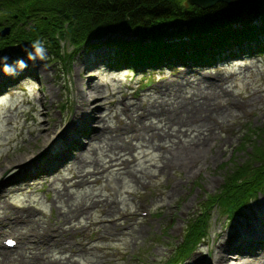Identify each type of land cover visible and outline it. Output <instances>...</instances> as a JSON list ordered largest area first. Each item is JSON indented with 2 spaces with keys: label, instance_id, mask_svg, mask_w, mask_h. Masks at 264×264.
<instances>
[{
  "label": "rangeland",
  "instance_id": "374dc122",
  "mask_svg": "<svg viewBox=\"0 0 264 264\" xmlns=\"http://www.w3.org/2000/svg\"><path fill=\"white\" fill-rule=\"evenodd\" d=\"M57 39L58 41L44 44L46 56L43 61L35 60L37 63L35 69L25 71L22 75H19L18 71L14 76L7 75V79L0 78V171H3L0 177V190L4 188L7 190V194L0 197L2 231L0 240L3 239L2 235L21 236L25 232L42 228L57 232L58 236L49 244L25 245L26 249L14 250L11 252L12 260H5L0 264H26L29 258L23 261L13 258L19 257L22 250L28 255L30 251H44L49 246L52 255L48 260H42L47 264H52L56 260H70L72 264H162L173 255L176 245L185 241L183 231L185 232L184 229L188 227V222L201 211L208 196L220 189L224 178L228 177L229 170L233 171V168L247 158L250 160L248 156L254 149V144L261 143L258 133L264 131V54L239 53L234 58L227 56L226 59L219 61L216 60L218 55L213 57L210 55L211 57H206L212 59L206 65L208 68L201 66L200 63L194 67L182 63L179 65L178 62L173 64L172 59H166L168 66H172L168 68L169 71H164L165 69L156 73L140 71L136 75L134 71L122 70L113 72L112 76L109 72L112 66L104 64L106 59L103 58L113 52V47L109 43L98 39L97 45H91L93 42L76 51L67 34ZM23 47L9 49L0 55L7 54L8 60L12 63L18 57L24 59L25 63L30 62ZM58 48L60 55H52L53 49ZM69 54L71 59L67 62ZM82 63L90 64L87 72H83V66L78 71ZM183 71L204 80L226 78L225 81H221L224 87L237 95L239 100L249 99L245 107L231 104L232 100L228 96L221 99L222 105L230 108L226 120H223L225 121L223 126L216 130L221 137L218 138V143L210 141L216 145L202 154L192 168L183 166L169 169L165 166L162 169L164 159L161 158V149L143 147L144 141L138 139L131 141L134 149H131L130 145V149L121 152L123 154L117 161L108 162L115 156L112 153L105 156L106 143L110 142L112 136L107 133L100 139L91 141L82 151V157L90 160L96 150L95 155L100 162L108 166L103 176L97 174L100 176L97 182L93 181L96 176L91 173L94 167L90 164L83 168V173L90 172L86 178L90 182L75 184L76 178L66 183L61 181L78 174V165L75 163L46 178L16 180L15 174L19 171H23L24 175L28 174L25 169L33 160L31 156L37 152L41 154L46 152L54 143L49 141L55 134L58 136L66 130L68 134H73L78 142L86 143L90 127L98 125H108L113 129L123 127L127 130L126 140H130L136 134L131 130L132 123L140 126V122L133 117L140 115L141 109L138 107L152 102L158 95L155 91L163 83L172 86V80L178 78ZM206 84L207 82L201 83L202 86ZM92 85L101 90L88 100L94 110L83 120L77 121L76 114L79 110L77 108L83 100L81 94H77V89L86 93ZM51 87L56 92H51ZM254 92L257 97L250 100ZM131 103H136L137 112L127 111L125 104ZM27 113H30L31 117L26 116ZM94 115H101L103 120L91 122ZM160 118L164 117L153 115L143 121L146 125L154 124L161 127L160 131L167 130L166 124L170 123L165 124L164 120L160 122ZM74 122L78 124L76 129L71 128ZM171 126L173 130L178 127L176 124ZM182 129L187 130L189 135L184 136L180 133V137L185 140L197 133L192 127L184 126ZM204 132L208 134L207 130ZM226 135L228 138L224 139ZM248 138L250 140L247 143ZM64 139L61 138L57 144H63L66 141ZM169 141L166 140L163 144L167 146ZM70 143L64 144L69 147V152H76L79 145ZM125 158L133 161L125 164L122 162ZM57 163L59 161L52 158L46 159L47 165L55 167ZM97 167H99L97 170L100 169L99 165ZM136 169L147 171L148 176L145 178L147 185L139 184L133 178L132 172L136 173ZM120 174L122 179L117 181L115 177ZM174 184L176 187L173 189ZM65 186H68L67 191L73 195V199L66 201L65 196L63 201H55L56 192L59 190L65 192L63 190ZM116 197L120 201L118 212L104 213L107 210L104 200ZM93 198L102 201L97 202L93 208L90 206L87 213L78 215L76 212L70 222L63 220L67 216H61L60 211L69 210L67 203L89 205ZM213 208L212 216H209L211 232L204 239V243L197 245V249L185 260L181 262L177 260V264H217L218 245L224 241V238L218 237V232L231 230L237 219H243V215H251L254 212L264 221V194L260 193L246 209L232 218L224 214L223 208L220 209L218 206ZM24 209L33 212L34 222H26L16 228L6 225L5 215L13 216L17 211L21 213ZM143 211H147L148 214H143ZM59 221H63L65 227L70 225L79 227L89 223L90 227L61 234L56 225ZM108 232L113 234L109 235ZM74 241L80 245H74ZM78 248L84 251L77 250ZM30 261L31 264H36L34 260Z\"/></svg>",
  "mask_w": 264,
  "mask_h": 264
},
{
  "label": "trees",
  "instance_id": "16d2710c",
  "mask_svg": "<svg viewBox=\"0 0 264 264\" xmlns=\"http://www.w3.org/2000/svg\"><path fill=\"white\" fill-rule=\"evenodd\" d=\"M4 26L10 32L0 36V52L67 34L76 51L97 45L98 39L109 43L113 52L107 54V63L115 67L134 60L156 63L174 54L198 61L243 50L249 39L262 43L264 1L243 9L223 2L202 9L188 0H0V29ZM258 134L261 143L254 144L250 160L233 168L210 205L227 204L232 213L264 191V131ZM206 227V217L192 220L187 243L195 246ZM191 247L180 246L176 254Z\"/></svg>",
  "mask_w": 264,
  "mask_h": 264
},
{
  "label": "bare ground",
  "instance_id": "6f19581e",
  "mask_svg": "<svg viewBox=\"0 0 264 264\" xmlns=\"http://www.w3.org/2000/svg\"><path fill=\"white\" fill-rule=\"evenodd\" d=\"M247 42L249 43L248 40ZM7 63L11 64L12 61L8 60ZM89 65L90 64L82 63L78 67V71H80L81 66H83V72H87V70H89ZM36 67L37 63L33 60H30V62H26V67L21 70L20 73L23 74V72L33 70ZM6 76L7 75L4 74L2 70H0V78L2 79L5 77V79H7ZM23 78H25V76ZM225 80L226 78H218L215 81L204 80L202 79V77L192 75L188 71H183L180 73L178 78L172 80V86H170L171 84L169 85L167 83H163L160 88L155 91V93L158 95L152 102H150L146 106L140 105L138 107L139 109H141V113L140 115H134L133 117H136L138 122H140V126L132 123L131 130L135 131L136 134L134 135V137H131L130 140H126L127 130L123 127L114 129L108 125H98V127H90V135L87 134L88 141H86V143L78 142L75 136H73V134H68L66 130L58 136L57 134H55V136L52 138V140L55 141L51 145V147L46 150V152L42 154L37 152L38 154L35 153L31 156L33 160H31V162L27 165V169H25L28 174L24 175L23 171H19L15 174V178L18 181L28 178L31 180H33L34 178H46V176L49 177L55 174L62 168L69 166L71 163H75L76 165H78V174L68 179H60L61 181L66 183V181H70L76 178L77 180L75 184L90 182V180L86 179L88 173L90 172L83 173L84 166L90 164L94 167V171H92L91 173L96 176V179L93 181L97 182L100 177L97 176V174L103 176V173L108 169V166H105L100 162V159L97 157V155H95V153H97L96 150H94V156H92L90 160H86L82 157V151L86 149L91 141H93L94 139H100L101 136L107 133H110L109 135L112 136L110 142L106 143L107 146L105 147V156L110 155V153L115 156L108 162L113 163V161H117L123 154H121V152L130 149V145L131 149H134L135 146H133V143L131 141L132 139H138L144 141V143L142 144L143 147L151 146L156 149H161V158L164 159L162 169H164L165 166H167V168L169 169L183 166L192 168L193 164L202 154H205L210 150V148L216 145L211 144L210 141L218 143V138L221 137L220 133H218L219 135L216 133V130L223 126L225 122L223 120H226V117L228 116L227 111L230 109L229 107L222 105L221 99L225 98L226 96L230 97L232 100L231 104L236 105V107H245L247 102H249V99L246 100V98L244 100H239L237 98V95H235L228 88L224 87L221 81ZM202 82H207V84L205 86H202ZM187 88H190V90H187ZM50 90L51 92H56L55 90H53V87H51ZM100 91L101 90L97 88L96 85H92L90 90H86V93L88 94H86L85 92L83 93L81 92V90L77 89V94H81L83 98L82 102L78 105L77 108L79 109L76 114L77 121L83 120V118L88 113L94 110L92 105L90 104V101L88 100H90L89 98L96 96L98 93H100ZM255 93L256 92H254L253 95L250 96V100H254L255 97H257L255 96ZM125 105L128 112L130 110H134V112H137L136 103ZM131 106L133 109L131 108ZM153 115L163 116L164 118H160L159 121L163 122L164 120L165 124L166 122L170 123L166 124V127H168V129H163V131H160L162 129H160L161 127L157 125H146L143 120H146L149 116ZM26 116L31 117V114L27 113ZM220 118L222 120H220ZM102 120L103 119L101 115H94L93 117H91V122L93 123H97ZM175 124L178 125V127L173 130L171 125ZM77 126L78 124L75 122L74 124H71L72 129H76ZM184 126L194 128L193 131H197L195 136L187 140L182 139L180 137V133H182L184 136H189L187 130L182 129V127ZM199 128H202V130ZM206 130L208 134H205L204 131ZM61 138H65L64 140L66 141L64 143L66 144L70 142V145H72V143L75 145L78 144L79 146L76 152H69V147L64 143L57 144V142H59ZM227 138L228 136L226 135L224 139ZM153 139H156L157 141L154 142ZM166 140H170V143L167 146L163 144V142ZM127 153L128 151L126 152V154ZM51 158L53 160L59 161V163H57V166L54 167L46 164V159ZM132 161L133 159L128 160L127 158H125L122 162L127 164L128 162ZM97 165L100 166V169L98 170L97 168L99 167H97ZM111 165L112 164H110V166ZM126 172H128V170ZM132 173L133 178L137 180V183L145 184V178L148 176L146 170L136 169V173ZM1 175H3V171H0V177ZM121 175L122 174L116 176L115 179L117 181H121ZM3 185L5 184H2V188H4ZM175 187L176 185L174 184L173 189ZM3 190H0L1 198L7 194V190ZM63 190L65 192H62L61 190L56 192V196H54L55 201H63V198H65V196L66 201L73 199V195L70 194V192L68 193L67 191L68 186L63 187ZM100 201L102 200L93 198L89 205H85V203H67L69 210L60 211V215L67 216L63 220L66 219L68 220V222H70L72 216L76 215V212H78V215L87 213L90 206L91 208H93V206H95L96 203ZM104 201L107 205V210L104 213L111 214L113 212H118L120 201L117 199V197L112 199L106 198ZM69 212L71 214H69ZM33 217L34 214L32 211H30L29 209H24V211L21 213L17 211V213H14L13 216L5 215L4 220L6 221L7 226L16 228L17 226H21L26 222H34ZM243 217V219H235L236 223L231 227V230H227L226 232L224 230V232H218V237L224 238V241H221V243L218 245V255L216 256L217 264H234V262L235 264H264V221L255 212L251 215H243ZM89 224L79 227L75 225L65 227L63 221H59V223H56L57 228L60 229L61 234L85 230L86 228L90 227ZM115 225L118 226V224ZM42 229L44 230L45 228ZM40 230L41 229L34 231ZM143 230H145V228ZM140 231H142L141 228ZM107 234L112 235L113 233L108 232ZM19 243H21L20 246L17 242V244L13 247L16 249H5V246L0 245V262L4 263L5 260H12L13 256L11 252L19 248L26 249L25 245L39 246L37 244L29 242L28 237L25 235H22ZM44 244H46V242ZM75 244L80 245V243L77 241H74V245ZM79 249L80 248H78L77 250ZM80 250L84 251L83 249ZM51 255L52 251L49 246L44 251H30L28 255L25 254L22 250L19 253V257H15L13 259L23 261L26 258H29L30 260H34L36 264H47L43 263L42 260H48ZM232 259L235 260L233 261ZM30 260H27V262L25 263L31 264ZM52 264H72V262L70 260H56Z\"/></svg>",
  "mask_w": 264,
  "mask_h": 264
},
{
  "label": "clouds",
  "instance_id": "9594fccd",
  "mask_svg": "<svg viewBox=\"0 0 264 264\" xmlns=\"http://www.w3.org/2000/svg\"><path fill=\"white\" fill-rule=\"evenodd\" d=\"M23 51L28 59L33 61H43L46 56L44 43L40 39L31 40L28 45L23 47ZM8 59L9 57L7 54L0 55V70L6 75L14 76L18 71L26 67V63L22 58H16L11 64L7 63Z\"/></svg>",
  "mask_w": 264,
  "mask_h": 264
},
{
  "label": "water",
  "instance_id": "95a60500",
  "mask_svg": "<svg viewBox=\"0 0 264 264\" xmlns=\"http://www.w3.org/2000/svg\"><path fill=\"white\" fill-rule=\"evenodd\" d=\"M188 1L190 2V4L196 5L202 9L210 8L218 2H223L230 6L243 9V8L249 7L255 4L256 2L262 1V0H188ZM9 31H10V27H5L0 31V35L8 34Z\"/></svg>",
  "mask_w": 264,
  "mask_h": 264
},
{
  "label": "snow or ice",
  "instance_id": "6c2138e0",
  "mask_svg": "<svg viewBox=\"0 0 264 264\" xmlns=\"http://www.w3.org/2000/svg\"><path fill=\"white\" fill-rule=\"evenodd\" d=\"M9 243H12V241H9Z\"/></svg>",
  "mask_w": 264,
  "mask_h": 264
}]
</instances>
